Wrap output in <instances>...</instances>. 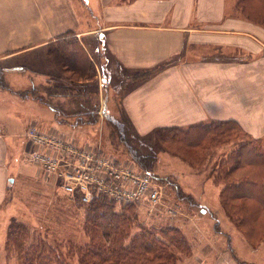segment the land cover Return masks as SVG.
I'll return each instance as SVG.
<instances>
[{
	"label": "crops",
	"instance_id": "1",
	"mask_svg": "<svg viewBox=\"0 0 264 264\" xmlns=\"http://www.w3.org/2000/svg\"><path fill=\"white\" fill-rule=\"evenodd\" d=\"M236 1L0 0V244L15 205L45 213L54 193L64 194L44 169L25 160L33 148L29 127L65 135L59 123L73 132L79 124L69 117L84 115L80 102L89 97L121 93L118 115L123 112L143 135L160 127L230 119L254 137L264 135V25L240 15ZM69 37L88 53L93 81L72 80L66 65L55 61L53 46ZM27 68L32 69L23 75L33 87L24 89L20 71ZM12 71L21 90L7 77ZM93 85L87 95L75 91ZM119 85L125 91H118ZM4 90L42 103H28V115L12 113L6 106L12 98ZM46 102L65 117L53 121ZM215 260L238 264L227 252Z\"/></svg>",
	"mask_w": 264,
	"mask_h": 264
},
{
	"label": "rangeland",
	"instance_id": "2",
	"mask_svg": "<svg viewBox=\"0 0 264 264\" xmlns=\"http://www.w3.org/2000/svg\"><path fill=\"white\" fill-rule=\"evenodd\" d=\"M90 8L93 9L94 5ZM93 19L97 22V18L93 17ZM94 24L95 22L90 25ZM100 39L99 36L98 41ZM14 62L18 63L17 60L10 63L14 64ZM31 69L20 71L22 76L20 77L27 82L22 84L24 89L33 87L32 79L23 75L25 71ZM14 71L7 77L12 80L14 89L21 90L18 78L14 77L17 76V71ZM33 76L36 77L34 70ZM105 81V88L108 90L107 80ZM118 87V91L126 89V86ZM95 88V85L77 87L75 91L91 93ZM4 91L6 96L12 98L6 106L15 114L28 115L32 112L28 103L31 105L32 102L42 103L38 99H32L30 102L23 99L22 95L12 96L9 90ZM36 91L42 96L40 95L42 89ZM105 95L106 98L99 97V117L95 123L79 124L73 132L59 127V123H56V127L65 135L72 137L77 144L95 145L102 152L112 154L123 162L131 160L132 157L127 140L154 156L152 171L164 191V205H153L147 200L131 203L136 208L132 209L134 217L132 235L141 230L155 233L171 249L168 255L174 258V261L166 264H214L218 255L224 252L230 253L238 264H264V243L252 247L243 232L235 226V221L226 213L222 202L223 184L219 178L223 177L227 169L224 162L236 145L225 143L198 151L176 139H164L158 131L140 134L132 124V120L122 111L118 115L115 107L121 93H113L111 97ZM48 103L46 102L45 109L53 114V121L65 117L63 112L55 109L54 104ZM107 103L114 108H109ZM24 118H26L25 122L29 121L28 117ZM69 118L71 123H76L78 116ZM17 205L13 218L25 222L31 230L25 241L26 246L36 245L40 239H44L52 246L60 248L62 253L66 252L67 262L79 264L78 246L89 241L85 231L87 217L84 203L67 194L55 192L52 201L48 204L49 207L44 210L45 213L34 211L24 203L19 207ZM169 208H172L176 214H171ZM11 219L8 221V227ZM2 221H5V217ZM174 228L182 233L178 234ZM3 231L1 229V232ZM67 241L73 243L71 247L65 244ZM67 250L71 251L68 253ZM19 256L21 255L17 251L15 242L9 243L6 234L0 244V264H21Z\"/></svg>",
	"mask_w": 264,
	"mask_h": 264
},
{
	"label": "trees",
	"instance_id": "3",
	"mask_svg": "<svg viewBox=\"0 0 264 264\" xmlns=\"http://www.w3.org/2000/svg\"><path fill=\"white\" fill-rule=\"evenodd\" d=\"M236 9L240 15L264 25V0H237ZM51 52L58 65H66V69L72 72V80L93 81L94 65L76 37L58 41ZM82 104L86 110L84 115L78 116L76 123H95L99 117V99L89 97ZM156 131L164 139H176L198 151L225 143L236 145L224 162L227 169L223 177L218 176L223 184L222 202L226 213L252 247L264 243V136L254 137L231 119L204 121L188 126H166ZM127 142L131 159L140 169L152 171L154 156ZM85 207V231L89 241L78 246L79 264L173 263L174 258L168 255L171 251L169 245L155 233L141 230L132 235L134 205H120L108 195L100 194ZM174 229L178 234L182 233ZM30 231L25 222L11 219L7 239L9 243L15 242L21 255V264H70L65 260L66 252L62 253L60 248L44 239H40L36 245L26 246ZM65 244L71 247L73 243L67 241Z\"/></svg>",
	"mask_w": 264,
	"mask_h": 264
},
{
	"label": "built area",
	"instance_id": "4",
	"mask_svg": "<svg viewBox=\"0 0 264 264\" xmlns=\"http://www.w3.org/2000/svg\"><path fill=\"white\" fill-rule=\"evenodd\" d=\"M27 136L33 148L25 160L44 169L57 188L73 199L87 204L105 194L120 205L143 200L164 205V191L155 174L140 169L132 159L123 162L95 145H79L36 125L29 127ZM169 212L176 214L172 208Z\"/></svg>",
	"mask_w": 264,
	"mask_h": 264
}]
</instances>
